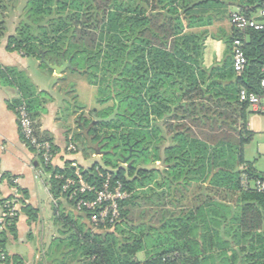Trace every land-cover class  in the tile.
<instances>
[{"label": "trees", "instance_id": "16d2710c", "mask_svg": "<svg viewBox=\"0 0 264 264\" xmlns=\"http://www.w3.org/2000/svg\"><path fill=\"white\" fill-rule=\"evenodd\" d=\"M6 1L0 0V8L12 10ZM15 1V7L23 2ZM23 3L7 50L40 61L51 73L44 60L59 66L69 62L66 72L96 88L101 108H94L90 118L80 115L72 143L84 145L86 157L103 154L102 164L83 169L90 182L99 184V173H111L133 193L121 203L115 225L93 231L90 213L65 201L56 179L71 175L73 163L62 169L43 166L58 202L52 219L57 235L41 247L39 264H264V192L245 191L241 184L243 174L251 181H264V174L244 160L254 133L248 129L249 107L239 101L243 89L260 92L264 32L223 35L225 58L210 68L205 66L208 33H190L229 16V9L253 17L264 9V0ZM235 38H245L248 60L240 76L233 66ZM0 83L18 90L20 98L10 107L16 111L24 103L38 129V108L47 93L16 68L0 66ZM116 110L111 121L96 120ZM131 148L125 168L120 163ZM157 162L164 169L146 168ZM17 190L23 196L20 210L0 223V261L6 264H24L7 252L18 239L20 216L31 227L39 222V210L26 203L24 190ZM12 199L0 198V206ZM62 201L72 210H64ZM33 237L31 230L28 238ZM140 253L146 254L144 262L137 260Z\"/></svg>", "mask_w": 264, "mask_h": 264}, {"label": "crops", "instance_id": "0c3cea01", "mask_svg": "<svg viewBox=\"0 0 264 264\" xmlns=\"http://www.w3.org/2000/svg\"><path fill=\"white\" fill-rule=\"evenodd\" d=\"M229 12L231 15L236 10L229 9ZM230 15L216 21L210 27L190 30V33L202 31L208 33L205 48V66L207 68L221 63L225 58L227 46L221 38L223 35L230 36L233 32ZM7 41L8 37L0 39V66L23 71L39 92L47 93L45 104L38 108L39 117L36 122L39 134L43 138H50L57 149L53 167L62 169L66 163L71 162L76 163L82 169H89L94 164L86 163L83 149L75 145L76 152L68 151V146L73 144L74 133L80 131L76 123L80 115H85V108L73 107V111L72 109L68 110L67 106L74 101V95L77 96V101L80 100L79 92L85 87V82L79 78L78 81L72 83L68 72L58 76L55 72L51 73L41 67L40 61L36 59L24 57L18 52H9ZM72 87H74V92L71 90ZM96 93L95 88V103L91 105H94V108L97 106ZM19 98L20 95L16 88L3 86L0 83V198H10L18 191L17 188H21L27 194L26 203L39 210V222L33 227L29 226L24 215L20 216L17 224L18 239L7 245V252L10 256L15 255L23 258L24 264H39L41 247L48 244L57 235L52 226V219L53 206L58 202L50 192L51 174L47 173L41 163L35 159L34 154L27 148L20 136L16 111L10 107V103ZM249 113L254 112L250 108L248 109L247 121ZM248 129L251 131L249 122ZM158 164L159 166H157ZM152 165H156L157 168L147 169H164L160 162ZM4 175L9 177L2 179ZM9 178H13L12 182ZM12 184H15L16 187ZM19 194L21 195V193ZM62 208L66 211L72 210L64 201H62ZM31 230L34 231V237L29 239L28 234ZM146 259L145 253H140L137 256L139 262H144ZM0 264L6 263L0 261Z\"/></svg>", "mask_w": 264, "mask_h": 264}, {"label": "built area", "instance_id": "2783aa9c", "mask_svg": "<svg viewBox=\"0 0 264 264\" xmlns=\"http://www.w3.org/2000/svg\"><path fill=\"white\" fill-rule=\"evenodd\" d=\"M230 21L233 30L240 33L248 30L264 32V9L253 17L234 12L231 14ZM244 45L245 38L233 40V66L235 73L239 76L244 73L248 64ZM239 101L247 105L254 113L264 115V78L260 82V92H249L243 89L239 93ZM16 115L19 130L27 148L42 166L53 167L57 157L55 146L39 134L36 123L31 118L24 103L16 108ZM68 151L76 152L77 148L74 144H70ZM72 167L74 172L71 175L60 174L56 176V179L62 182L61 190L65 196L64 200L74 204L76 211L90 213L93 231L115 225L121 217V203L130 199L133 193L126 190L121 181L114 180L111 173H99L101 182L96 184L85 177L83 169L76 163H73ZM241 184L245 191L264 192V181H251L246 174H243ZM21 199L22 196L16 191L12 200L4 206H0V223L3 224L7 216H13L15 212L20 210Z\"/></svg>", "mask_w": 264, "mask_h": 264}, {"label": "rangeland", "instance_id": "374dc122", "mask_svg": "<svg viewBox=\"0 0 264 264\" xmlns=\"http://www.w3.org/2000/svg\"><path fill=\"white\" fill-rule=\"evenodd\" d=\"M22 1L24 2L25 0ZM6 2V5L8 7H13V9L8 10L6 8H0V21H4V23L0 24V39L15 34L21 20L22 6L24 4L23 2H21L17 7H15V0H7ZM68 73L72 83L78 81L79 78L80 80L85 82V87L83 89H80L81 92H79L80 100L72 101L71 104L67 106L68 110L72 109L73 107L85 108V117L90 118L91 112L92 110H94V105H91L92 103H95V88L91 87L83 76L80 77L79 74L70 71H68ZM96 108L100 109L101 107L97 105ZM72 110L74 111V109ZM248 122L250 123V130L254 133V138L249 144L245 145L244 147V160L249 164H253L254 168L259 173L264 174V115L249 113ZM83 151H87V148L84 145ZM90 154L91 153H89L88 157L85 156V159L87 160L86 163L88 165H93L94 163L102 164L103 155ZM126 158H128V156ZM128 161L126 164H122L121 162L120 165L126 168L128 166ZM157 166H159V164ZM153 167L157 168L156 165H150L146 168L151 169Z\"/></svg>", "mask_w": 264, "mask_h": 264}, {"label": "water", "instance_id": "95a60500", "mask_svg": "<svg viewBox=\"0 0 264 264\" xmlns=\"http://www.w3.org/2000/svg\"><path fill=\"white\" fill-rule=\"evenodd\" d=\"M44 60V59H43ZM47 64V66L49 67V69L53 70L55 72L56 75L60 76L63 73H65L68 69H71V64L69 62L63 61L62 64L59 66L58 64H54L52 65L49 61H43ZM117 110L114 112V114L112 116H110L107 119H100V118H96L97 121L99 122H109L111 121L115 115L117 114ZM103 155V154H101ZM128 161V158L124 159L122 161V164H126Z\"/></svg>", "mask_w": 264, "mask_h": 264}, {"label": "flooded vegetation", "instance_id": "af4514ba", "mask_svg": "<svg viewBox=\"0 0 264 264\" xmlns=\"http://www.w3.org/2000/svg\"><path fill=\"white\" fill-rule=\"evenodd\" d=\"M129 151H130V154H129L128 158L130 159L133 156V149L131 148V149H129ZM125 159H126V157H125Z\"/></svg>", "mask_w": 264, "mask_h": 264}]
</instances>
